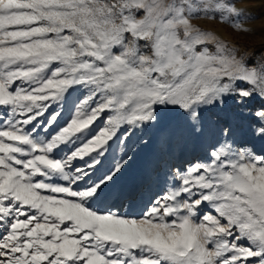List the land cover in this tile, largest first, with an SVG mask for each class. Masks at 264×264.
I'll use <instances>...</instances> for the list:
<instances>
[{
    "label": "snow or ice",
    "instance_id": "obj_1",
    "mask_svg": "<svg viewBox=\"0 0 264 264\" xmlns=\"http://www.w3.org/2000/svg\"><path fill=\"white\" fill-rule=\"evenodd\" d=\"M242 16L231 0H0V264H264V66L193 23L247 32ZM177 121L215 139L139 214L105 206L137 131Z\"/></svg>",
    "mask_w": 264,
    "mask_h": 264
},
{
    "label": "rangeland",
    "instance_id": "obj_2",
    "mask_svg": "<svg viewBox=\"0 0 264 264\" xmlns=\"http://www.w3.org/2000/svg\"><path fill=\"white\" fill-rule=\"evenodd\" d=\"M227 2V0H225ZM233 6L243 12L240 21L249 31H234L228 24L218 19L193 20V23L204 30L213 32L229 46L238 49L244 55L250 67L264 66V0H231ZM218 17V13L215 14ZM76 94L74 93V96ZM259 98L253 101V107H259ZM69 118L68 106L63 109L60 124ZM149 140L147 146L137 144L139 137ZM216 136V129L207 125L199 141H193L186 128L177 121L167 128L155 127L137 134L131 139L130 163L124 175L115 186V193L105 206L122 214H139L148 200L161 191L165 172L172 164H181L198 154L202 147L211 143ZM43 138V137H41ZM63 155V153H60Z\"/></svg>",
    "mask_w": 264,
    "mask_h": 264
}]
</instances>
